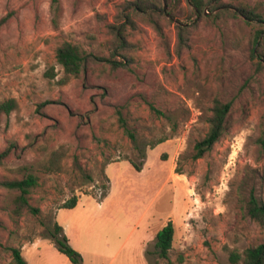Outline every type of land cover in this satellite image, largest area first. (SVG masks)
Wrapping results in <instances>:
<instances>
[{
  "label": "rangeland",
  "instance_id": "1",
  "mask_svg": "<svg viewBox=\"0 0 264 264\" xmlns=\"http://www.w3.org/2000/svg\"><path fill=\"white\" fill-rule=\"evenodd\" d=\"M60 1L54 29L50 0H0V100L19 105L0 122V153L8 148L0 181L37 175L28 200L39 208L15 217L17 192L0 185V264H13L11 247L27 264H228L230 249L264 243V225L245 210L251 193L264 204V61L255 50L264 31L255 42L252 21L219 15L255 5L264 28V0H209L203 16L187 0H160L172 16L155 17L160 32L135 17L118 66L108 60L107 25L129 0ZM62 41L98 60L59 84ZM214 98L231 103L224 130L194 158ZM60 145V169L45 170ZM73 195L76 205L61 207ZM168 221L174 234L162 258L155 234ZM55 222L77 263L50 237Z\"/></svg>",
  "mask_w": 264,
  "mask_h": 264
},
{
  "label": "trees",
  "instance_id": "2",
  "mask_svg": "<svg viewBox=\"0 0 264 264\" xmlns=\"http://www.w3.org/2000/svg\"><path fill=\"white\" fill-rule=\"evenodd\" d=\"M209 0H187L188 6L192 14L205 15V6L209 3ZM51 8V23L54 29L59 28V21L61 17V1L50 0ZM166 13L172 16L170 10L164 12L161 7L160 0H129L126 1L117 13L114 15L115 23L107 25L109 31L113 34V49L110 52L112 66H118L123 64L122 60H117L116 56L124 50L126 45V32L133 29L135 26V17L141 16L146 18L148 22L153 24L157 31L160 32L159 24L155 17H166ZM227 13L230 16H242L245 20L255 26L254 41L256 42L264 31L261 24L262 17L257 10V6L249 4H237L233 8H223L219 11V15ZM156 15V16H155ZM7 16L0 18V25L6 20ZM178 29V44L186 45L187 40L183 35L182 28L177 26ZM121 49V50H120ZM120 50V51H119ZM256 56L259 60L264 61V40L256 47ZM119 55V56H120ZM124 58V55H121ZM55 58L57 63L62 67L63 73L59 78L58 83L64 84L71 78L78 77L84 70L87 63L90 61L98 60L97 56L85 53L77 44L70 41H62L55 50ZM44 75L53 78L55 73L53 68H49L44 72ZM230 101H223L219 98H214L211 108L210 116L208 117V128L203 138L196 141L193 144V157H201L206 151H208L212 145L218 140L222 134L225 126L227 114L230 110ZM19 108L18 101L15 97H6L0 100V122L3 118L9 116L13 111H17ZM117 119L119 124L124 127L125 120L119 109H116ZM261 133L258 137L259 145L264 148V122L262 123ZM63 145L53 150L50 153L48 162L43 165V168L47 171H57L60 169V158L63 154ZM8 148L0 153V157L6 155ZM134 165V163H133ZM135 166V165H134ZM0 185L6 189L16 191L17 194L13 199L12 214L15 217L20 216L25 211H29L32 214H38L39 208L29 203L28 194L31 188L38 185V176L32 172H27L25 176L20 179H6L0 181ZM105 188L106 184L102 185ZM77 197L73 195L67 201H65L61 207L72 208L76 205ZM245 210L247 214L260 224L264 225V204L253 193L248 196L245 203ZM174 234V225L171 221H168L162 226L155 234L157 253L160 257L166 258L171 248L172 238ZM50 237L54 240L55 245L59 251L67 256V258L77 263L80 255L70 245L67 244V238L63 233L61 225L57 222L54 223L53 231L50 233ZM12 263L13 264H27L21 251L18 247L10 248ZM228 264H264V243L249 246L238 251L236 249H230L228 252Z\"/></svg>",
  "mask_w": 264,
  "mask_h": 264
}]
</instances>
